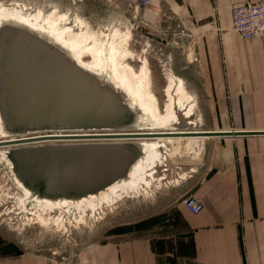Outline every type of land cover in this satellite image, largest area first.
I'll list each match as a JSON object with an SVG mask.
<instances>
[{"label": "crops", "instance_id": "1", "mask_svg": "<svg viewBox=\"0 0 264 264\" xmlns=\"http://www.w3.org/2000/svg\"><path fill=\"white\" fill-rule=\"evenodd\" d=\"M84 1L122 12L184 51L188 79L209 99L210 131H264V35L243 39L231 19L233 7L264 0ZM210 140L204 168L188 182L203 210L193 214L183 202L175 210L180 246L191 254L135 237L93 244L70 262L22 250L0 264H264V135Z\"/></svg>", "mask_w": 264, "mask_h": 264}, {"label": "water", "instance_id": "2", "mask_svg": "<svg viewBox=\"0 0 264 264\" xmlns=\"http://www.w3.org/2000/svg\"><path fill=\"white\" fill-rule=\"evenodd\" d=\"M101 82L33 32L0 29V113L10 134L0 148H8L14 177L34 195L82 199L106 190L129 175L142 155L141 139L264 135L189 130L183 113L176 131H127L136 112Z\"/></svg>", "mask_w": 264, "mask_h": 264}, {"label": "rangeland", "instance_id": "3", "mask_svg": "<svg viewBox=\"0 0 264 264\" xmlns=\"http://www.w3.org/2000/svg\"><path fill=\"white\" fill-rule=\"evenodd\" d=\"M15 1L27 3L33 12L38 9L45 12L55 9L59 13L79 16L99 34L103 31L110 33L115 28L123 34L131 33L129 47L132 57L121 61V66L128 65L138 77L143 60L146 59L151 83L150 96L159 103L160 110L166 101L168 77L175 76L176 80H184L188 92L196 100L193 116L196 124L190 126L189 130H212L209 99L199 96L201 92L194 89L188 79L191 75L190 64L184 51L177 48L175 42H166L162 34L132 23L133 19L120 11H110L96 3L84 0H0V3L12 6ZM86 59L90 60V57ZM207 139L167 140L170 147L162 149V163L153 176L148 177L151 181L149 186L140 185L114 205H104L96 212V217L88 211L85 223L77 222L81 214L75 208L70 209L68 214L65 208L64 211L55 209L52 215L46 216L49 219L48 225L37 221L32 211L27 215L23 209H19L18 198L24 197V193L0 149V256L30 250L46 255L53 261L70 262L93 244L135 237L151 238L161 252L178 250L186 255L191 254L189 244L183 248L180 246L181 236L176 225L175 210L185 197L190 196L188 188L191 183L188 182L191 177L204 168L205 148L208 147V141H211ZM34 206L33 202L27 204L29 209ZM58 216L64 219V228L55 222ZM181 263L188 264L186 258Z\"/></svg>", "mask_w": 264, "mask_h": 264}, {"label": "bare ground", "instance_id": "4", "mask_svg": "<svg viewBox=\"0 0 264 264\" xmlns=\"http://www.w3.org/2000/svg\"><path fill=\"white\" fill-rule=\"evenodd\" d=\"M31 8L27 3L19 1H15L12 6L0 3V29L6 25H12L33 32L60 48L79 67L98 77L102 81L101 85L108 84L114 87L122 95L126 104L136 112V120L131 130L127 131H176L175 126L179 123V114L181 113L189 120L190 126L196 124L193 118L196 100L188 92L184 80L181 78L176 80L175 76L168 77L165 88L166 101L160 110L159 103L150 96L151 83L146 59L143 60L138 77L128 65L121 66V61L129 60L132 57L129 47L132 39L131 33L123 34L115 28L110 33L103 31L99 34L89 28L79 16L73 17L69 13H59L55 9L45 12L43 9L35 10L34 8L33 12ZM87 57H90V60L86 59ZM9 137L10 134L5 129L0 113V141ZM167 140L170 139L139 140L143 152L132 166L129 175L106 190L82 199L50 200L40 198L26 189L15 177L19 188L24 193V197L18 198L19 209H23L27 215L32 211L36 214L37 221L42 225H48L49 219L46 216L52 215L55 209L63 210L65 208L68 214L70 209L75 208L77 209L75 211L81 214V218L77 222L85 223L88 211H91L96 217V212L100 211L104 205L112 206L126 197L130 191L139 188L140 185H150L151 181L148 177L153 176L158 165L162 163V149L170 147ZM0 149L12 169L10 161L6 158L8 148ZM30 202L35 204L31 209L27 207ZM63 220L58 216L55 222L64 228Z\"/></svg>", "mask_w": 264, "mask_h": 264}, {"label": "built area", "instance_id": "5", "mask_svg": "<svg viewBox=\"0 0 264 264\" xmlns=\"http://www.w3.org/2000/svg\"><path fill=\"white\" fill-rule=\"evenodd\" d=\"M147 5L149 0H140ZM232 28L243 39L251 40L264 35V1L258 3H245L231 9ZM185 208L199 214L203 210V204L193 196H187L183 200Z\"/></svg>", "mask_w": 264, "mask_h": 264}]
</instances>
